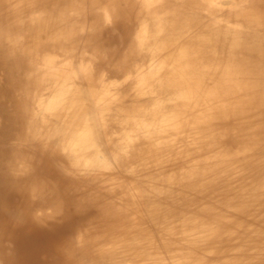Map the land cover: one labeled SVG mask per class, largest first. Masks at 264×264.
Masks as SVG:
<instances>
[{"label": "bare ground", "instance_id": "obj_1", "mask_svg": "<svg viewBox=\"0 0 264 264\" xmlns=\"http://www.w3.org/2000/svg\"><path fill=\"white\" fill-rule=\"evenodd\" d=\"M22 1L34 0H11L18 6L8 7L16 27L22 26ZM134 1L153 8L157 0ZM194 1L193 8L189 4L183 9L199 13L197 27L188 14L173 24L171 20L170 25L153 18L156 25L150 31L147 21H140L134 33L130 31L136 59L119 79L94 76L86 71L84 61L79 64L78 79L74 65L68 71L56 64L58 55L41 53L36 47L29 52L20 43L8 49L0 31V58L11 75L16 69L10 59L20 57L28 65L22 67L26 73H41L49 83L22 102L26 111L14 99L16 112L1 117L12 150L19 137L26 144L15 149L17 161L0 179V264H46L38 245L47 237L55 242L53 250L61 255L62 264H162L163 255L171 264H229L225 254L214 262L207 259L216 253L211 245L199 247L198 240H211L220 226L196 220L198 211L208 205L195 203L193 198H200L220 174L227 186L250 183L255 171H246V165L264 162V44L255 48L249 42L256 52L252 58L247 54L250 69L241 66L242 60L240 65L236 58L233 62L231 50L243 43L244 31L230 25L232 12L229 15L226 10L237 8L242 0ZM97 19L92 22L96 28ZM53 29L44 25L35 34L42 35L43 42ZM219 37L227 43L223 49L216 47ZM256 38L252 37L258 42ZM225 54L230 57L223 58ZM235 82L242 83V92ZM8 146L0 147V157ZM114 165L130 179L127 191L112 180ZM50 183L59 184L64 195L50 190L47 199L42 195L37 199L38 188ZM244 187L233 200L247 210L250 185ZM105 192L114 202L109 198L106 208L100 209L95 196ZM188 193H193L192 199ZM134 197L137 206L131 200ZM256 201H252L254 206ZM89 202L96 208L86 216L82 208ZM141 208L146 219L135 213ZM102 220L108 221L107 229L98 230ZM73 221H77L78 233L67 242L65 233ZM187 221L192 223L185 225ZM147 224L162 231L163 250L153 248ZM250 225L243 235L245 243L257 246L260 240L263 244L247 251L236 250L233 243L225 245L236 264H249L245 260L252 257L257 258L255 264H264V231ZM85 229L92 233L86 248L95 255V262L79 260L85 253L78 245ZM66 242L77 246V259L67 252Z\"/></svg>", "mask_w": 264, "mask_h": 264}, {"label": "rangeland", "instance_id": "obj_2", "mask_svg": "<svg viewBox=\"0 0 264 264\" xmlns=\"http://www.w3.org/2000/svg\"><path fill=\"white\" fill-rule=\"evenodd\" d=\"M34 1L28 3L29 6L26 2L22 1L20 7V9H22L24 12L23 20L22 22H20L22 26L16 27L14 13L12 12V10H9L8 7L15 4L17 8L18 2L11 4V0H0V31L3 42H5V45L8 46V49H10V44L13 46L15 44L20 43L21 45H23L24 48L28 49L29 52L32 51V48L36 47L38 48L36 51H40L41 53H51L56 56L58 55L56 64L59 67H67L66 69H69L68 71H70L71 68L73 69L71 65H74V69L78 73V79L80 77L79 64L81 61H84L82 63L84 64L86 71H91L94 76H97L98 74H104L106 78L119 79L122 76L123 71L127 68V66L129 67L130 65H132L131 63H133L136 59V57H134L135 55L133 56V51L130 46L132 42L129 43V41L131 38H133L132 34L134 33V30L137 29L138 25L140 24V21H142L141 23L147 21L145 23L147 25V28L149 27L148 30L150 31L156 25V20L154 19H161L166 25H170L171 23L169 22H172L176 18L180 20V17H182L183 19V16L185 17L191 15V24L194 25V27L199 26L197 22L198 18L200 17L199 13L195 9L194 11H192L193 9L189 8H193V0H157L156 5L153 8H148L139 2L136 3L134 0H61L59 2H57V0ZM52 1L54 2V4ZM194 2L196 3V0ZM32 4H36V6L33 7ZM189 4L192 5L189 6ZM187 5L189 6V9H185V12L183 8H186ZM77 6H79V8H77ZM106 7H108L110 10H107ZM111 7H113V9ZM178 7H180L181 9H179ZM109 11L111 13H109ZM196 12L198 13V15ZM226 12H228L229 15L232 12L230 16H228L227 14V16L229 17L228 21L230 22V25L236 27L237 31H244V37L240 38V40L243 39L242 41H240L243 43L233 48V51L231 50V57L233 59V62L237 61L239 63L240 60H242L243 64L241 66L250 69L251 66L249 65H251V63H249V60L246 59L248 58L247 54H250V58L254 57V54H256V52L254 51L255 48L260 47L264 44V0H242L237 8L232 10L227 9ZM98 17L99 19H97ZM96 19L98 20V25H96L97 28L92 23L93 20L95 21ZM233 20L236 24H232V22H234ZM254 22H257L256 24L258 25V27ZM173 23L174 21L172 22V24ZM48 24L53 25L55 29H53L52 32L50 31L47 33V38L45 39L46 41L44 40L43 42H40L44 37L42 35H36L35 32L39 31L44 25ZM79 26L80 28L78 29L77 27ZM244 27L248 29L246 30L247 32L250 30L251 33H246ZM260 27L262 28L260 29ZM58 28L61 29L59 30ZM88 30H90V32ZM130 31H132L133 33H131ZM245 35H250L251 38ZM253 36H256L258 38V42L252 39ZM219 39L223 40V37H219L217 40H215L216 47L217 49H223L224 45L227 43H224V40L220 41ZM250 41L253 42V46H255V48L250 46ZM222 51L223 50H220V54L222 53ZM224 52L226 51L224 50ZM228 57H230V55L225 54L223 58ZM10 60H14L11 66L15 67L16 69L15 74L13 73L12 75L6 69V67L2 65L0 58V147H6L9 145L8 150L10 148L9 151H6V154H3L4 157L3 155H1L2 157H0V179L2 173L5 171H9L10 167L14 164V162L17 161V154L15 152V149L20 146L24 147V145L26 144V142L22 141L19 137L18 139H16L15 149L13 148L12 150L11 146L13 143L11 140H8L9 138L6 139V132L8 128L3 123L4 120L1 117H3L4 114H12L16 112V109L13 108L14 105L12 103V100L14 99L17 100V105L20 102V107L23 110L25 109L26 111L27 108L25 105L23 106L22 102L25 99L28 100V98L33 94L36 88L38 89L37 92H39L49 85V83H47V79L41 76V73L36 74L32 71L30 73H26V69H22V67H28V65L26 64V61L22 58L17 57L11 58ZM244 60L247 62H245ZM251 60L253 62L255 61L253 59ZM36 82H38L39 84H36V86H34ZM238 83L235 82L234 84L236 85V89H238L239 91L242 89V83H239L240 86L238 85ZM24 94L28 97L24 96ZM21 122L19 124H21ZM19 124L17 126H19ZM19 127L21 129L23 127V123ZM262 139H264L263 136H261V140ZM248 165L250 166L246 165V171L250 169H253L252 171H255V173L251 174V176H253V179H251L250 183L244 181L241 184L236 183L235 185L231 183L227 186L224 183V181H227V179L223 178V175L220 174L218 175V177L215 178L210 188L203 190L202 196L200 197L201 199L195 197L193 198V193H188L187 195L188 198H193V202L195 203L201 202L208 205L205 209L203 208V210L198 211L199 214H197L198 216L196 217L197 221L211 224L212 226H214V228L217 227L216 225L220 226V232L211 240L207 239L205 241L202 238L198 240L199 247H202L207 243L212 246L214 251H216V253L213 255L211 254V256L207 255V259L210 258V262H214V260H217L218 255L225 254L230 257L228 258L229 264L238 263L235 258L231 257V250H227V247L225 245L228 246V244L233 243V248L238 251H247L250 249V247H253L255 243H251L250 245L249 243L246 244L245 236H243L244 233H246L250 228H252L250 222L252 225L259 228L261 231H264V162L261 161L260 163L256 162L255 164L253 163ZM112 168V180L116 181L121 189L127 191V189H129V186L131 185L129 181L130 179H127L125 175L122 174L121 170L118 169V167H116L115 165ZM247 185H250L248 197L250 198L249 203L251 204V207L247 206L248 209L246 210L244 208H241V205L238 202H234V197L236 194H239L240 189H242L243 191V189L245 188L244 186ZM38 189L41 193L37 194L36 198L39 199L42 195L43 200L48 198V193L50 190L55 194H57L58 192L59 194L64 195L65 193L63 192V190L62 192L60 191L59 184L56 185L54 183H50L49 186L46 184L44 188L40 186ZM67 191L70 193L72 192L70 189H67ZM109 198L106 192L100 193L99 195L95 196V203L97 205L100 204V209H104L106 208V205L110 203V200L114 202L113 196L110 200ZM135 198L136 197L132 198L131 200ZM253 199H257L255 206L252 204ZM59 200L60 202H62L61 199ZM137 205L138 204L135 199V206ZM85 207L86 208H82V211L85 213L86 216H91L90 213H94L93 211L96 208V206H92L90 202ZM142 211V208L140 210L137 209L135 213L137 215L141 214L140 217L142 219H146L145 213ZM240 220H243V222L241 223ZM147 222L149 221L147 220ZM191 223V221H187L185 225H189ZM107 224V220H102L97 226L98 230L107 229ZM81 226H84V224ZM146 226L147 228L145 229L149 231L148 233L152 235L155 243L152 244L153 248L155 249L156 247H158V249L163 250L162 231L158 230V228L153 227L152 225L150 226L149 224H147ZM92 229V233H96L95 227L93 228L91 226L90 230ZM90 230L85 229L81 230L80 232L81 235L79 238L80 241L78 242V245H80V250L84 248L85 253L81 255L82 259L79 260L83 262H95L96 259L92 251L86 248V246H90L89 235L92 234ZM77 233V221H73L72 225L68 228V232L65 233V238L68 239H66L67 242L69 241V239H74V236ZM48 241H51V243L48 244ZM67 242L64 246H68ZM261 242L262 241L259 240L258 243H256L257 246H254L252 249L260 247ZM238 244H242V247L238 248ZM54 245L55 242H53L49 237L45 238L38 245L39 256L44 258L43 261L46 264H62L61 255L53 250ZM68 247L70 250L66 249L67 252L70 253L72 258L77 259L80 254L77 246L73 242H71ZM199 247L197 248L199 249ZM159 259L162 260V264H171V261L165 255H163L162 258ZM255 260H257V258L252 257L246 259L245 261L249 262V264H255ZM240 262H243V259L240 260ZM74 264H76V262Z\"/></svg>", "mask_w": 264, "mask_h": 264}]
</instances>
